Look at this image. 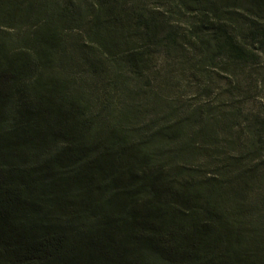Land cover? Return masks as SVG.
<instances>
[{
    "label": "trees",
    "instance_id": "1",
    "mask_svg": "<svg viewBox=\"0 0 264 264\" xmlns=\"http://www.w3.org/2000/svg\"><path fill=\"white\" fill-rule=\"evenodd\" d=\"M145 1L0 0V264H264V103L138 82L259 66L264 0Z\"/></svg>",
    "mask_w": 264,
    "mask_h": 264
},
{
    "label": "rangeland",
    "instance_id": "2",
    "mask_svg": "<svg viewBox=\"0 0 264 264\" xmlns=\"http://www.w3.org/2000/svg\"><path fill=\"white\" fill-rule=\"evenodd\" d=\"M150 8L159 7L157 0H146ZM184 25V24H182ZM189 48V47H188ZM186 49V48H185ZM185 50L177 54L163 50L150 54L149 69L138 82L144 91L158 93L164 100L194 108L198 104L220 103L223 108L242 107L245 113H261L264 103V60L259 66L242 70L201 69L198 57ZM241 69V68H240ZM101 85V84H98ZM95 87L99 89V86ZM102 86H100L101 90ZM95 94H101L98 90ZM232 108V107H231Z\"/></svg>",
    "mask_w": 264,
    "mask_h": 264
}]
</instances>
